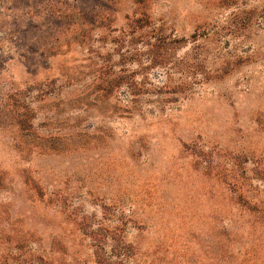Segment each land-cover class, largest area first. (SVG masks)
<instances>
[{"label": "rangeland", "instance_id": "1", "mask_svg": "<svg viewBox=\"0 0 264 264\" xmlns=\"http://www.w3.org/2000/svg\"><path fill=\"white\" fill-rule=\"evenodd\" d=\"M263 220L264 0H0V264H264Z\"/></svg>", "mask_w": 264, "mask_h": 264}, {"label": "trees", "instance_id": "2", "mask_svg": "<svg viewBox=\"0 0 264 264\" xmlns=\"http://www.w3.org/2000/svg\"><path fill=\"white\" fill-rule=\"evenodd\" d=\"M147 51L151 53V60L155 64H163L166 59L163 57L166 54L165 50H169L165 47L163 41L152 39L147 45ZM166 48V49H165ZM26 109L27 107H23ZM27 112L17 113L16 125L19 131L24 133L31 129V117L26 115ZM34 144V143H32ZM40 145L38 144L37 147ZM88 222V221H87ZM81 223V229L83 236L89 238L92 245V256L95 259V264H136L134 260L136 253L134 248L124 242V238L120 234L110 232L103 228L100 224L93 229V227L87 223ZM260 223H264L260 222ZM37 264H41L42 259L37 260ZM28 264H35L30 260L25 261Z\"/></svg>", "mask_w": 264, "mask_h": 264}]
</instances>
